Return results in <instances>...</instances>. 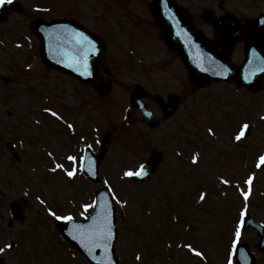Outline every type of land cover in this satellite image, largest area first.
<instances>
[{
  "label": "rangeland",
  "instance_id": "obj_1",
  "mask_svg": "<svg viewBox=\"0 0 264 264\" xmlns=\"http://www.w3.org/2000/svg\"><path fill=\"white\" fill-rule=\"evenodd\" d=\"M59 1L61 0H25L26 8H24V11L27 14V18L21 17L20 28L18 27L17 32L9 36L5 41L6 48L10 47V51L12 52L17 51L15 46L17 42L24 43V49L28 48V44L22 40L23 36L28 34V26L26 27V23L23 25V22L36 16L33 12L34 10L31 11L32 8H37L33 7L36 3H42L51 7L52 12L50 15L53 16L68 13V15L72 14L76 19L78 17L81 18L83 15H88L91 9H106L105 13H108L109 16L111 15L110 12L115 11V7H119L124 12L131 13L133 11L141 20L144 18L140 13L141 0H67V6H64V9H60L62 3H58ZM183 1L190 4L196 15L204 9L215 10L220 1L226 3V8L230 4L234 6L237 2H241V0ZM242 1L246 2V0ZM57 8L60 10L58 11ZM107 23L108 25L112 24L110 21ZM201 26H203V23H201ZM118 43H123V41L120 40ZM120 48L121 50H127L125 45H120ZM18 53L21 55V50ZM16 57L19 59L18 54ZM168 57H173L169 55L168 51L164 50L162 54L160 53L159 59L164 61V72L157 68L151 70L152 74L145 72L144 75L146 76L147 83L141 82V84L148 86L147 91L157 90L162 86L171 87L173 86L174 76L182 79V76L185 75L182 66L179 67L170 63L173 61V58L169 62ZM29 58L32 57L28 55L25 58L23 54L21 56L22 63H25ZM34 64H37V61ZM3 66L5 65H2V68ZM5 70H7V67H5ZM121 76L123 78L120 79V82L118 81V77L120 76H117V84L110 95L115 101L107 103V106L104 107V112H100L103 115L96 108L90 109V105L86 104L87 102H91L92 98H96L91 97V93L94 92L85 86H82V89H80V85L64 76L63 80L56 81L53 79L47 82L45 79L41 80L43 76L37 75L36 72L35 75H29L30 78L27 79H14L10 85L5 86L6 88L0 86V99L4 103L11 102L17 116L24 115V108H29L30 111H33L31 113L30 132L29 126H25L23 119L20 118L18 121L12 116V120L9 121L11 124L13 122L17 124L16 132L19 134V137L3 141H9L17 145L19 142H23L24 151L19 154V158L17 155L11 156L8 152H5V162L1 160L2 156L0 158V206H3L0 211L8 212V203L12 200L19 202L20 206L23 207V217L16 219L14 227L10 229L11 234L15 229L19 228L18 225L21 228L26 227L25 225H27L28 220L32 223L35 221L38 225H40V221L43 222V226L38 227L36 230V243L42 245L41 250L38 249V254L42 257V261L44 256L47 257L49 260L48 264L57 259L60 264H87L78 253L70 249L64 241H61L54 234L55 227H53L54 220L52 221V216L44 213V209L38 199L34 197L35 195L42 197L57 213L62 214L60 216H65L66 213L70 212V214L76 215L75 218L77 219L81 217L78 214L79 210L75 206H79V198L86 193L85 182L80 178L75 182L70 181L65 174L63 176L59 171L49 172V168L54 169L56 164H61L60 160L65 156V145L68 149L74 143L81 144L76 140L77 137H71L63 130V114L67 116L71 113L74 116L77 130L82 138H88L87 134L89 133L87 129L91 126L89 122L98 117L105 118L106 127L108 128L111 125L110 121H117L122 113L123 104L121 102L119 104V101L116 100V95H121L119 97L120 100L121 97L125 95L130 97L131 94L129 88L133 82L129 77L123 74ZM59 88L62 90L59 91ZM226 89L222 85L213 86L207 92L202 91L200 94H196L194 98V103H196L194 114H191L190 110L188 113H181L180 110L174 120L170 122L166 121L167 125L163 124L155 130L147 131L143 127H137L139 117L134 110L131 111L133 128L120 129V126H112V130L113 128L116 130L114 134L112 133L114 148L110 151L107 160L105 159L106 161L102 163L101 168V173L103 172L102 174H105L109 179L105 175V177L102 174L101 176L104 178L103 182H107L112 188L116 189L118 196L119 235L115 249L120 264H147L148 259L152 263L157 264L156 258L161 262L158 261V264H197V261L194 259L195 254L191 253L186 247L189 243L198 250H204L206 245L208 250L209 247L210 250L213 248L211 256H213L214 260L212 263H225L238 211L229 217L230 223H224V230H226L224 231V235L221 236L220 233H217L216 239L214 238L216 241L209 240V235L206 232L209 230L210 234L211 224L215 215V204L211 203V200L208 199L203 203L194 202V200L188 202V200L196 195L194 191L195 184L197 186L203 185L207 190H213L215 195L213 197L220 199L219 206L233 204L234 210H236L234 204L241 205L236 193L237 188L234 187L238 186L235 185V180L240 182L242 176L238 173L236 176L233 175V179L232 174L235 169L227 168V166L223 167L222 163L218 164L221 167L215 169L214 161L224 156L221 154L220 149L217 153L212 152L215 149L212 148L215 147L214 144L209 143L211 146L209 147L204 141H198L201 144L199 146L201 153L194 156L197 157L196 163H193L194 157H191V161L183 160L176 167L175 160L180 159V153L183 152L182 142L186 140V135L183 132H192L193 128H196L198 124L202 128H206L205 126L214 127L219 139H225L221 143H225L227 140L229 145H237V140L235 139L236 130L239 120L243 117L231 115L230 117L222 116L219 118L217 116V108L222 106L226 100L222 96V93ZM243 96L248 98L246 95ZM44 98L47 101L42 105ZM188 100L192 102L191 99L186 98L183 103ZM230 100L234 102L235 99ZM248 100L247 105L252 109L259 105L255 101L250 103ZM93 101L95 102L96 100ZM242 103L245 105L244 102ZM49 107L55 108L56 113L57 110L59 111L56 120L50 119L44 115V112H41V109ZM203 109L210 112L216 109L217 113L212 114L213 117L209 119L207 117L203 118ZM198 112H200L199 116H197ZM252 113L257 119L258 115L264 113V109L253 110ZM59 115H62L60 116V120ZM187 115L189 116L188 119L192 122L191 125H188V129L185 128ZM1 117H3L2 109H0V129L5 126L4 128L8 130L6 126L8 119L4 118V121H2ZM102 133H104V130L101 128L99 136ZM257 134H259L258 137L264 138L263 124H260L255 132L253 130V134L249 136L252 140H245L243 143L248 148L260 147L261 142L257 140ZM227 136L229 137L226 138ZM194 137L197 138L198 135L194 134ZM127 138L132 147L137 150H143L151 145L152 148L155 146L161 149L166 155L165 158L168 163L165 162L166 164L163 165L160 173L151 179L149 183L139 185L117 179L118 172L123 169L121 166H135L138 162V158H133V155L127 157L130 154L129 150L126 156H123L120 151L121 147L127 145ZM26 139H30L29 143L32 144V148L26 145ZM117 147L119 150L114 152ZM251 151H255V149H250L249 152ZM224 152H226L225 149ZM73 154L74 150L71 151L70 156H73ZM188 154L190 157L193 153ZM147 156L148 154L144 158ZM72 165V163H69L68 166L65 165V169L69 170V166ZM64 172L66 171L63 170ZM190 174L192 176L188 177ZM105 178L107 179L105 180ZM224 179L232 183L230 182L225 185L222 182ZM204 181L209 184L205 186ZM17 182L19 185L16 186L15 183ZM23 183H25V189L20 185ZM100 185L101 183L97 184L98 187ZM260 187H264V177L261 178ZM218 188L224 190L222 196ZM23 193L25 197H23ZM223 196H226V200H224ZM55 200H58V202L61 200L63 204L61 209L53 206ZM122 201H126L127 203H122ZM249 204H247L248 214L256 221L264 223V201L263 204L258 205V201L254 198ZM66 207L68 208L67 210ZM0 215L4 220L10 218L9 214L0 213ZM0 231H2L1 233L7 232V229ZM243 239L252 246L256 245L259 241L256 233L251 229L245 231ZM257 255V264H264V253L261 254L257 250ZM137 256L140 257L139 260ZM171 258L172 260L169 261ZM221 258L222 260L220 261ZM166 259L169 262H165Z\"/></svg>",
  "mask_w": 264,
  "mask_h": 264
},
{
  "label": "water",
  "instance_id": "obj_2",
  "mask_svg": "<svg viewBox=\"0 0 264 264\" xmlns=\"http://www.w3.org/2000/svg\"><path fill=\"white\" fill-rule=\"evenodd\" d=\"M158 4H160V0L157 1V8L158 9L155 8L154 11L157 14L159 21H160L159 16L161 14V10L158 7ZM178 12L179 11L177 9H175L172 5H169L165 9V14H176L179 17ZM164 24L167 27V23H164ZM46 26H49V25H46ZM219 27H220V30L223 32L228 30V28H226L227 26H225V24H223V23H219ZM36 31L40 35L39 29H36ZM40 36H41V39H42L43 45H44L43 56H44L46 63L49 66H51V67L54 66V67H58V68L65 69V70L70 68V67L78 66V68H81L83 66V63H81L80 60H73L72 61V59H71V61H70L69 59L72 58V56H71V53H69V52H67L68 54H65V52H63V56L66 55V58L68 59L66 61V64H63V62L52 61L48 57V52H47L48 48L50 50H57L60 48V46L62 44V39L60 38L59 28L51 29V31L48 32L47 34H45V31L42 30ZM195 40L198 42V44L200 46H202L204 51L212 53L214 58L216 57L217 59L221 60L222 63H226V55H225V53L223 54V52H222V50L224 51L223 48L221 49L220 46H218V47L208 46V45L206 46L200 39L195 38ZM67 47H68V49H71L72 44L69 43L67 45ZM174 47L176 48L175 50H177L183 56L184 61L186 62L189 69L191 70L193 81L204 83V82H207L209 79H211L213 76H215V77H222L223 76L222 73H219L220 71H218V70L214 71L212 69H208L209 71H213V72H206V73L201 72L200 69L195 65L196 59L190 58L191 54L189 52H186L183 44L178 43L176 41V45H174ZM99 48H100V56H101L102 55V47L100 44H99ZM192 49L193 48L190 47V50H192ZM60 55H61V52H60ZM229 77H236L237 79L240 80V74H237V73H231L229 75ZM256 80H257V78H256ZM88 81L92 82V80H88ZM103 214H104V211L102 209H98V215H103ZM108 216L112 222L113 219H112L111 212H109ZM104 224H105V222L103 220L98 219V221H94L93 223L91 222L93 229H88V230L83 231V232L94 231L96 233L97 231L102 230L104 228ZM61 231L65 236L69 237V239L73 242V244L77 245L85 254L89 255L93 259V261L101 263L106 258L107 251L102 249L103 246H101L99 244L97 236L95 239H91V240L87 241L84 237L82 239H79V236L76 233H74L72 230H69L68 227H66V229H63V227H62ZM74 237H77V238H74Z\"/></svg>",
  "mask_w": 264,
  "mask_h": 264
},
{
  "label": "snow or ice",
  "instance_id": "obj_3",
  "mask_svg": "<svg viewBox=\"0 0 264 264\" xmlns=\"http://www.w3.org/2000/svg\"><path fill=\"white\" fill-rule=\"evenodd\" d=\"M12 0H0V6L4 5L5 3H11ZM79 35V39H78V43H80L81 45V50L84 49V42L87 41V38L83 36V33H80L78 34ZM87 43L91 46V50H95L94 48V44L93 42L91 41H87ZM88 55V51H85L84 52V64L83 66L85 67V69H87V63H86V57ZM90 74V73H89ZM46 111H49L51 112L52 116L54 117H57L58 116V113L52 111L51 109H46ZM149 115H151V113H149ZM69 128H72L73 126L71 124L68 125ZM243 128L245 130H247L249 128V125L247 124H244L243 125ZM209 132H212V129H209L208 130ZM244 131H241L240 134H238L235 139L237 141H240L241 138L244 136ZM49 155H51V153H49ZM67 159L69 161H72V162H76L77 160V157L76 156H68ZM260 162L261 164H264V156H260ZM197 162V157H194L193 158V163H196ZM57 169H62V170H65L66 171V174L69 178H72V179H75L76 175H77V171L76 170H66L64 169V165L63 164H56L55 168L52 169V171H56ZM148 175V171L146 169V166L145 164L141 163L139 164V167H138V170H127L123 173V176L126 177V178H134V177H139V176H147ZM225 185L229 184L230 182L226 179H224L222 181ZM107 183V182H106ZM252 183H253V178L252 177H249L248 180H247V184H248V190L247 191H243L242 192V195H243V198L245 200H248L249 199V194L251 192V186H252ZM205 197H206V194H201L199 196V199L200 201H204L205 200ZM122 203H127L126 201H122ZM95 205H92V204H86L84 205V208H85V211H87L89 208H94ZM50 215L52 217H54L55 219L57 220H61V221H72L74 218L72 216H60V215H57V213L55 211H52L51 209H48ZM108 211H109V208H108V204L106 203L105 205V216L102 217L101 219L105 222L104 224V228L102 230H99L95 233V235L97 236V239L99 241V244L101 246H103L105 249H107L108 245H107V241L110 240L113 236V233H112V230H111V222H110V219H109V216H108ZM87 218V217H86ZM85 225H78V226H74L75 230L77 232H81L82 230L85 229ZM240 237H241V231L239 229L236 230L235 232V241L238 242L240 240ZM74 238H77V237H74ZM8 248H12V244H9L7 245ZM186 247L189 249V251L191 253H194L195 256L197 257H204V253L202 251H199L197 248L193 247L192 244H187ZM0 252H3V249H0ZM137 259L139 260L140 257L137 256Z\"/></svg>",
  "mask_w": 264,
  "mask_h": 264
},
{
  "label": "bare ground",
  "instance_id": "obj_4",
  "mask_svg": "<svg viewBox=\"0 0 264 264\" xmlns=\"http://www.w3.org/2000/svg\"><path fill=\"white\" fill-rule=\"evenodd\" d=\"M91 235H92V239H95L96 238V235H95V232L94 231L91 232Z\"/></svg>",
  "mask_w": 264,
  "mask_h": 264
}]
</instances>
